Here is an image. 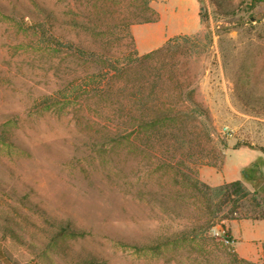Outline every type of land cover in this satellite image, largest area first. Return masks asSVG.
<instances>
[{
    "label": "rangeland",
    "instance_id": "rangeland-1",
    "mask_svg": "<svg viewBox=\"0 0 264 264\" xmlns=\"http://www.w3.org/2000/svg\"><path fill=\"white\" fill-rule=\"evenodd\" d=\"M144 4L0 0V264H264L218 224L236 198L218 187L235 179L247 194L231 215L264 218V0L149 1L177 37L160 60L206 114L211 140L197 128L192 143L114 125L130 74L96 78L34 31L49 15L59 40L122 62Z\"/></svg>",
    "mask_w": 264,
    "mask_h": 264
},
{
    "label": "trees",
    "instance_id": "trees-1",
    "mask_svg": "<svg viewBox=\"0 0 264 264\" xmlns=\"http://www.w3.org/2000/svg\"><path fill=\"white\" fill-rule=\"evenodd\" d=\"M149 1L151 0H144V6L150 10L151 15L141 16L139 20L141 23L156 21L159 18L158 12L151 8ZM198 16L200 19L203 18L201 12L198 13ZM52 24L48 15L44 23L34 27V31L40 34L42 45L50 53L55 51L63 52L73 55L85 63L93 64L96 68L93 76L96 78L103 76L116 78V76L130 74L126 86L127 102L122 107L124 116L119 123L114 125L122 126L132 133L135 130L150 132L153 135L167 131L173 132L176 134V142L179 141L177 139L178 134L181 133L185 136L186 132L190 131L189 133L194 137L189 138L190 143L199 141V138H197L198 132H192V130L203 128L206 130L207 139L211 140L210 133L207 131L203 120L199 118L202 116L205 119L206 114L202 111L199 104L192 100L190 90L184 80L174 76L175 74L171 72L169 61L160 60L162 56L166 55L172 41L177 37L169 38L161 46L142 54H138L136 49L131 48V50L124 52L125 58L121 62L116 55L105 50V48L103 49L99 46V48H84L71 41L63 42L59 40L52 32ZM91 28L98 33L102 32L106 36L110 34L109 23L104 27H100V24H95ZM127 36H129L130 42L134 41L132 35L127 33ZM104 42L106 45L109 44L107 41H103L99 45ZM113 57L116 60H113ZM127 81L123 83V86ZM112 137L115 139L116 136L113 134ZM260 149L264 153V146L260 147ZM218 189L226 198L230 196L236 197L233 200L232 208L229 210L230 216H223L224 219H235L231 213L237 207L236 199L244 197L247 194L246 189L239 179L225 182ZM218 224L224 234V240L231 242L232 238L228 228H225L222 223L218 222ZM65 233L82 234L81 231L76 232V230H70L68 226H62L59 228L57 235ZM261 249V257L264 261V242L261 244ZM1 255L2 252L0 250ZM239 259L247 261L244 258Z\"/></svg>",
    "mask_w": 264,
    "mask_h": 264
},
{
    "label": "crops",
    "instance_id": "crops-1",
    "mask_svg": "<svg viewBox=\"0 0 264 264\" xmlns=\"http://www.w3.org/2000/svg\"><path fill=\"white\" fill-rule=\"evenodd\" d=\"M138 27L146 29V33L137 36ZM130 31L138 53H145L161 46L176 32H169L162 21V15L156 21L132 24ZM232 245L240 258L258 260L261 256V244L264 242V218H235L227 223Z\"/></svg>",
    "mask_w": 264,
    "mask_h": 264
}]
</instances>
